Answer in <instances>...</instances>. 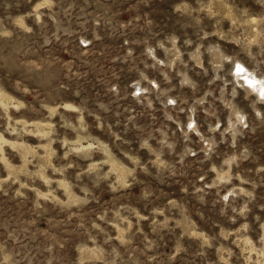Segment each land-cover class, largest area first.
<instances>
[{"label":"rangeland","instance_id":"374dc122","mask_svg":"<svg viewBox=\"0 0 264 264\" xmlns=\"http://www.w3.org/2000/svg\"><path fill=\"white\" fill-rule=\"evenodd\" d=\"M0 264H264V0H0Z\"/></svg>","mask_w":264,"mask_h":264},{"label":"bare ground","instance_id":"6f19581e","mask_svg":"<svg viewBox=\"0 0 264 264\" xmlns=\"http://www.w3.org/2000/svg\"><path fill=\"white\" fill-rule=\"evenodd\" d=\"M238 70H239V73L241 71L240 75H242L244 80L248 82V84L253 85V88L257 89L259 85H261L260 82L258 83V81L251 74H248L247 72L243 71L242 67H239Z\"/></svg>","mask_w":264,"mask_h":264}]
</instances>
